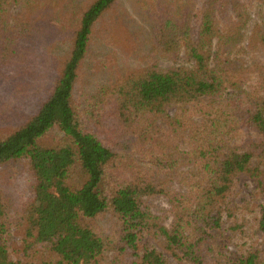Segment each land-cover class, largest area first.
<instances>
[{
	"label": "trees",
	"instance_id": "16d2710c",
	"mask_svg": "<svg viewBox=\"0 0 264 264\" xmlns=\"http://www.w3.org/2000/svg\"><path fill=\"white\" fill-rule=\"evenodd\" d=\"M135 2L144 40L119 17L101 32L121 0H0V66L68 33L50 84L31 87L41 100L0 133V264H217L236 179L264 182V24L245 60L241 0ZM118 27L138 68L114 72ZM19 178L26 197L9 191ZM258 233L264 244V206ZM239 264H264V247Z\"/></svg>",
	"mask_w": 264,
	"mask_h": 264
},
{
	"label": "rangeland",
	"instance_id": "374dc122",
	"mask_svg": "<svg viewBox=\"0 0 264 264\" xmlns=\"http://www.w3.org/2000/svg\"><path fill=\"white\" fill-rule=\"evenodd\" d=\"M121 0V3L110 12L106 19L102 23V30H106L114 22L116 18H121L127 24V29L137 35L138 39L144 40L145 33L148 29V24L143 17L140 8L137 5V0ZM243 3L247 4L249 14L252 15L248 29L246 30V37L242 42L240 47V54L246 60L247 55L244 49L247 47L248 37L251 31L257 24H264V3H251V0H241ZM230 19L228 18L225 24L228 23ZM122 23V22H121ZM115 35L119 38L124 36L122 45L124 41L127 44L126 32L122 27L116 28ZM116 33L120 34L118 36ZM59 35V34H58ZM57 34L51 35L48 39H43V42L39 45V58L32 59L30 62H21L16 59H8L9 65L0 66V133H4L11 129L18 120L20 115H23L29 111L35 103L41 100V97L35 93L33 95L34 89L32 85L36 86V90L44 86L49 85L51 77L54 75V68L58 64L57 61L53 60L50 55L51 49L57 48L64 49L62 54L67 49L68 33L65 34L63 31L61 42H55V37ZM60 37V35H59ZM124 53H120V58L115 56L114 65L116 70L138 68L143 62H140L135 58H128L132 53V48L127 45H123ZM61 54V55H62ZM60 61H63L64 55L61 57ZM56 58V59H59ZM47 61L49 64H47ZM182 65L187 64L186 59L182 58ZM114 66V67H115ZM162 67H170L171 64L161 63ZM113 67V68H114ZM51 68V70H50ZM35 70V72H31ZM25 83L28 86L27 89L22 90L20 85ZM26 97V98H25ZM25 101V102H24ZM21 104V105H20ZM171 113L172 109L169 110ZM4 114H9V118L3 116ZM3 116V117H2ZM12 116L14 117L12 119ZM21 118V117H20ZM58 136V132L52 131L49 137L45 139L44 143H51L53 138ZM0 172L2 170L0 169ZM9 185V191L15 196L26 197L27 188L26 181L19 178ZM28 187V186H27ZM155 212L160 211L165 208V201L161 198L154 199L153 201ZM264 206V182L251 178L248 175H240L234 184L233 192L231 193L226 212L224 213L222 226L219 230L214 232L215 245L217 250V255L219 261L217 264H239L240 260L250 251L256 249H262L264 247L263 240L258 233L259 220L261 217L262 207ZM104 224V223H102ZM143 247L155 248L159 251L162 249L158 246L156 241L151 237H144L142 239ZM170 264H178L177 261L173 260L169 255H166Z\"/></svg>",
	"mask_w": 264,
	"mask_h": 264
}]
</instances>
